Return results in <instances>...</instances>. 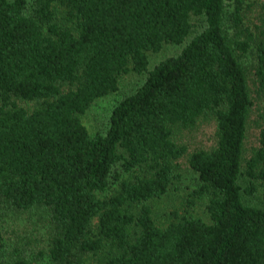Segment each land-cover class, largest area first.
I'll use <instances>...</instances> for the list:
<instances>
[{
  "label": "trees",
  "instance_id": "trees-1",
  "mask_svg": "<svg viewBox=\"0 0 264 264\" xmlns=\"http://www.w3.org/2000/svg\"><path fill=\"white\" fill-rule=\"evenodd\" d=\"M243 1L228 15L225 0H0V220L46 228L16 239L0 223V264H264V194L248 198L264 187V121L244 158L264 1L255 30ZM130 70L144 81L92 135L81 115ZM201 118L216 145L188 156L190 205L206 199L208 219L174 211L159 225L153 202L178 187L188 150L175 130Z\"/></svg>",
  "mask_w": 264,
  "mask_h": 264
},
{
  "label": "rangeland",
  "instance_id": "rangeland-1",
  "mask_svg": "<svg viewBox=\"0 0 264 264\" xmlns=\"http://www.w3.org/2000/svg\"><path fill=\"white\" fill-rule=\"evenodd\" d=\"M264 0H244L241 3L240 12L243 18L244 27L252 28L259 24L260 5ZM237 0H225V7L228 15L236 8ZM231 25L230 21L226 26ZM231 33L234 29L229 27ZM164 57L162 53L152 54L151 63H155ZM244 64L251 66L254 62V53L249 52L243 59ZM145 79V75L138 74L133 70L121 75L119 79V87L115 92L99 97L93 101L85 113L81 115V120L87 127L88 131L94 135L97 133H105L109 126L110 114L113 106L123 97L131 93ZM250 89L254 104L251 107L248 119V128L244 144V158L250 157L254 150L259 146V136L261 126L263 124L264 115V96L255 91L253 79H250ZM216 121L213 118H201L197 125L193 128H176L175 139L179 143L187 146V152L182 156L179 162L180 179L176 185L166 196L156 199L154 204V217L159 225L165 226L171 220V212L178 211L180 213L192 211L195 215L208 219L206 214V199L198 200L194 205H190V192L197 186V174L189 164L188 156L196 149H211L216 145ZM242 184H246L245 179H241ZM260 184V183H259ZM264 187L260 184L256 194L248 197L253 203H263ZM34 220V219H33ZM35 221V220H34ZM36 222V221H35ZM26 215H8L0 220L4 227L7 237L18 236L20 238H29L30 236L44 238L46 236V228L42 223L36 224ZM103 255L91 256L88 264H103Z\"/></svg>",
  "mask_w": 264,
  "mask_h": 264
}]
</instances>
